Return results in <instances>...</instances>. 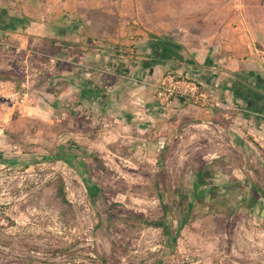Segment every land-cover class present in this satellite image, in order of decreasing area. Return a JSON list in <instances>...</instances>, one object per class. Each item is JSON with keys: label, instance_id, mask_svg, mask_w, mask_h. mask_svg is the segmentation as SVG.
<instances>
[{"label": "rangeland", "instance_id": "374dc122", "mask_svg": "<svg viewBox=\"0 0 264 264\" xmlns=\"http://www.w3.org/2000/svg\"><path fill=\"white\" fill-rule=\"evenodd\" d=\"M3 80L0 70V264H264L263 202L235 180L245 170L218 133L148 134L92 115L72 126L48 97L13 95L29 88ZM62 149L74 165L57 159Z\"/></svg>", "mask_w": 264, "mask_h": 264}, {"label": "crops", "instance_id": "0c3cea01", "mask_svg": "<svg viewBox=\"0 0 264 264\" xmlns=\"http://www.w3.org/2000/svg\"><path fill=\"white\" fill-rule=\"evenodd\" d=\"M0 36L16 47L0 49L3 82L29 88L13 95L48 97L72 126L91 115L148 134L206 126L264 205V0H0ZM166 72L219 104L161 105Z\"/></svg>", "mask_w": 264, "mask_h": 264}, {"label": "built area", "instance_id": "2783aa9c", "mask_svg": "<svg viewBox=\"0 0 264 264\" xmlns=\"http://www.w3.org/2000/svg\"><path fill=\"white\" fill-rule=\"evenodd\" d=\"M12 47L16 48L9 40L0 36V49ZM17 50L19 49L17 48ZM155 97L161 105H168L177 98L203 107L219 104L195 79L173 72L164 73L156 82ZM261 145L264 147V143Z\"/></svg>", "mask_w": 264, "mask_h": 264}, {"label": "trees", "instance_id": "16d2710c", "mask_svg": "<svg viewBox=\"0 0 264 264\" xmlns=\"http://www.w3.org/2000/svg\"><path fill=\"white\" fill-rule=\"evenodd\" d=\"M56 156H57V159H61V160L65 161V162H67V163H69L71 165H74L72 160L69 157L66 156L65 149L60 150L57 153ZM6 162H7V159L5 158L4 153L0 152V163H6ZM210 177L211 176H210L209 172L205 173L202 169H200L198 171V178H199L201 183L208 184V179ZM55 183L58 184V196H59V198L61 199V201L63 203H65V204L68 203V201L66 199V196H65V192H64V183H63L62 178H58V180H56ZM209 189H210V195H216L217 194L216 188L213 185H210ZM90 192H91V196L93 198H95V197L97 198L100 195L101 190L97 186L92 185ZM258 196L259 195L257 193H253V196H252V199H251L252 203H254V202H256L258 200V198H259ZM204 198L205 197L201 196V197H199L197 199V201L203 202ZM143 220H145V223L147 225L162 226L164 229H166V231L168 230L166 221L163 220V219L155 220V221L154 220L149 221V220H146V219H143Z\"/></svg>", "mask_w": 264, "mask_h": 264}]
</instances>
